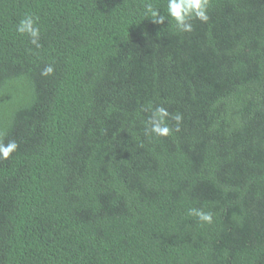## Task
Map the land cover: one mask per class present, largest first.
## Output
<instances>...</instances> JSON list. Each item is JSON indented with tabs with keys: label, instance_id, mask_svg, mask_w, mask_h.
<instances>
[{
	"label": "trees",
	"instance_id": "obj_1",
	"mask_svg": "<svg viewBox=\"0 0 264 264\" xmlns=\"http://www.w3.org/2000/svg\"><path fill=\"white\" fill-rule=\"evenodd\" d=\"M148 3L0 0V264H264V0Z\"/></svg>",
	"mask_w": 264,
	"mask_h": 264
},
{
	"label": "clouds",
	"instance_id": "obj_2",
	"mask_svg": "<svg viewBox=\"0 0 264 264\" xmlns=\"http://www.w3.org/2000/svg\"><path fill=\"white\" fill-rule=\"evenodd\" d=\"M210 0H167V16L152 6L151 3L146 4V11L151 16V20L156 24H163L170 17L175 21V26L180 32L191 33L193 24L191 21L198 19L201 22H207L209 19L208 9ZM38 17L26 14L16 26L17 33L27 35L31 44L36 48H40V28L37 26ZM170 22V21H169ZM54 73V68L49 65L41 72L42 76H49ZM146 111L151 112L148 119L149 127L146 129V135L152 134L157 137H168L173 134V128L169 126L168 119L175 121V131H180V125L183 121L181 113L170 114L163 106L152 107L149 105ZM18 144L15 140H10L7 144L0 142V159H8L16 150ZM189 215H193L199 221L211 224L213 222V213L205 212L202 209L192 208L188 211Z\"/></svg>",
	"mask_w": 264,
	"mask_h": 264
}]
</instances>
